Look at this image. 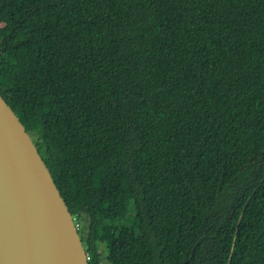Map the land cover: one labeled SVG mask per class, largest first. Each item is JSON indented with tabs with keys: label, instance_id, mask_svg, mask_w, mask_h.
Instances as JSON below:
<instances>
[{
	"label": "trees",
	"instance_id": "trees-1",
	"mask_svg": "<svg viewBox=\"0 0 264 264\" xmlns=\"http://www.w3.org/2000/svg\"><path fill=\"white\" fill-rule=\"evenodd\" d=\"M0 92L90 264H264V0H0Z\"/></svg>",
	"mask_w": 264,
	"mask_h": 264
},
{
	"label": "water",
	"instance_id": "water-1",
	"mask_svg": "<svg viewBox=\"0 0 264 264\" xmlns=\"http://www.w3.org/2000/svg\"><path fill=\"white\" fill-rule=\"evenodd\" d=\"M0 264H90L51 171L1 92Z\"/></svg>",
	"mask_w": 264,
	"mask_h": 264
},
{
	"label": "rangeland",
	"instance_id": "rangeland-1",
	"mask_svg": "<svg viewBox=\"0 0 264 264\" xmlns=\"http://www.w3.org/2000/svg\"><path fill=\"white\" fill-rule=\"evenodd\" d=\"M125 212H126V209L122 208V209L119 210V215L123 216L125 214ZM129 238H130V232L128 230L122 232L121 239L127 240ZM99 249H100V252L102 254V259H103L104 263L105 264H110V262L108 261L109 255H108V252H107V250H106V248H105L103 243H100ZM145 264H150V263H145Z\"/></svg>",
	"mask_w": 264,
	"mask_h": 264
},
{
	"label": "built area",
	"instance_id": "built-area-1",
	"mask_svg": "<svg viewBox=\"0 0 264 264\" xmlns=\"http://www.w3.org/2000/svg\"><path fill=\"white\" fill-rule=\"evenodd\" d=\"M77 226H78V224H77ZM86 255H87L88 260H90L91 255L88 252H86ZM94 264H105V263L103 260H99V261L95 262Z\"/></svg>",
	"mask_w": 264,
	"mask_h": 264
}]
</instances>
